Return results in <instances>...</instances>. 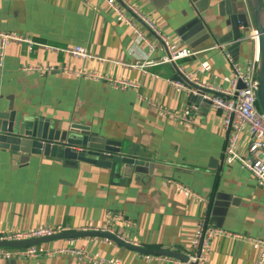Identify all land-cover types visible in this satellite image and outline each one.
I'll list each match as a JSON object with an SVG mask.
<instances>
[{"label":"crops","instance_id":"crops-1","mask_svg":"<svg viewBox=\"0 0 264 264\" xmlns=\"http://www.w3.org/2000/svg\"><path fill=\"white\" fill-rule=\"evenodd\" d=\"M127 1L170 43L197 54L163 62L169 51L162 41L127 9V16L156 49L136 45V33L107 0H0V31L35 43L12 41L7 46L0 65V111L37 115L63 128L88 127L104 140L121 141L126 153L140 159L134 169L125 164L103 167L0 149V235L38 226L100 230L111 212L131 221L114 222L111 234L159 254L137 252L104 236L41 245L61 249L72 242L78 249L116 257L124 264H174L147 256L186 260L206 214L213 225L231 233L212 239L207 264H255L260 248L249 239L264 240V185L239 162H226L228 136L221 112L199 108L190 124L160 115V109L181 111L193 105L188 100L191 90L175 78L178 70L199 86L231 88L233 67L216 48L232 41L229 14L225 7L219 11L222 0ZM233 1L247 8L246 0ZM252 30L241 47L228 51L241 66L256 54ZM76 46L91 58L61 51ZM203 62L211 68L204 69ZM136 63L142 66L132 67ZM47 66L55 70H38ZM118 81L136 87L118 88ZM250 142L247 128L240 151L245 153ZM0 264L93 263L61 253L0 259Z\"/></svg>","mask_w":264,"mask_h":264},{"label":"built area","instance_id":"built-area-1","mask_svg":"<svg viewBox=\"0 0 264 264\" xmlns=\"http://www.w3.org/2000/svg\"><path fill=\"white\" fill-rule=\"evenodd\" d=\"M107 3L111 8L120 16V18L136 33V45L145 44L152 50L156 49V43H154L143 29L135 25L131 19L127 16L126 10H130L134 17H136L141 23H143L148 29H150L165 45L171 56L169 58L164 57L163 62H171L178 59H185L197 54L189 47H181L178 44H172L168 41V38L161 33V31L147 19L135 6L130 5L127 0H107ZM264 3V0H263ZM253 39L256 47L255 56L250 59L244 66L234 62V58L227 51V46L222 43H218L216 48L223 51L229 62L231 63L234 71V79L230 89H222L219 87H207V92L203 95V98L209 102L210 107L219 110L222 115L223 126L227 132V146L225 148V157L228 164L239 162L242 167L250 170L260 184L264 185V115L259 110L257 104L256 94V71L258 61L257 50V37L253 31ZM12 41H25L30 44H35L31 40L24 39L19 35L0 31V65L2 64L5 56L7 46ZM52 48V47H50ZM61 51L71 53L81 58H91V55L81 46L74 48L62 49ZM147 65L153 64L152 61L145 62ZM139 63L134 64L132 67H141ZM202 67L206 70L211 68L209 62H203ZM37 69V68H36ZM39 71L52 72L55 70L53 66H47L44 68H38ZM64 70L67 71L65 68ZM79 74L85 75L86 73L79 72ZM188 80L193 82L192 77L187 76ZM243 84L241 89L238 88L239 83ZM176 85H183L180 82ZM114 85L118 88L136 87V85L128 81H118ZM185 85V84H184ZM183 85V86H184ZM186 86V85H185ZM199 106L193 104L185 107L181 111H172L166 109H160V115L163 118L173 119L182 123L190 124L192 122L191 115L198 111ZM249 129L251 134V142L249 143L246 152H241L239 149V141L245 129ZM107 226L99 231H107L115 234L113 230L114 222H127L131 224V221L125 219L121 214L107 213ZM64 229L61 226H38L26 231H18L9 234L0 235V241H19L30 238H41L52 236L63 232ZM230 236L231 233L216 227L208 219L207 215H203L199 222L197 233L189 248L187 260H174L165 256H150L149 259L170 260L174 264H207L212 239L217 236ZM235 238H245L241 235H233ZM252 243L256 244L260 248V254L255 264H264V240L263 239H249ZM67 253L72 254L78 260L89 262L93 264H124L120 259L116 257L103 258L99 254H90L83 249L76 248L72 242L61 249H49L42 245L31 246L27 248H0V259L9 260L13 258H36L41 255H55Z\"/></svg>","mask_w":264,"mask_h":264},{"label":"water","instance_id":"water-1","mask_svg":"<svg viewBox=\"0 0 264 264\" xmlns=\"http://www.w3.org/2000/svg\"><path fill=\"white\" fill-rule=\"evenodd\" d=\"M247 8L233 0H222L219 11L225 7L232 25V41L227 51L241 47L246 34L253 28L257 37L258 61L256 71V94L259 110L264 115V3L263 0H246ZM206 26V25H205ZM221 42V40H219ZM171 54L169 53V57ZM237 55L235 54L234 57ZM176 69L177 65L173 62ZM175 78L183 81L191 93L188 96L190 103L199 106L200 110L209 108L210 104L203 98L207 89L188 80L178 70ZM243 84L240 82L238 88ZM0 149L19 153L23 157L41 155L58 157L73 162L83 161L99 164L103 167H112L113 164L129 165L134 169L140 162L136 154L124 151L121 141L104 140L93 133L88 127L72 125L63 128L60 123L39 116H20L16 112L0 111ZM77 236H104L113 239L120 245L145 254H159L139 245L125 242L119 237L99 230L64 231L52 236L30 238L19 241H0V248H27L57 239L73 238ZM161 254V253H160ZM187 260V259H186ZM195 264V263H194Z\"/></svg>","mask_w":264,"mask_h":264}]
</instances>
